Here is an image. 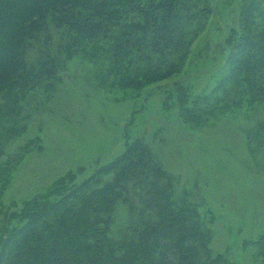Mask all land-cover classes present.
<instances>
[{
    "label": "trees",
    "instance_id": "obj_1",
    "mask_svg": "<svg viewBox=\"0 0 264 264\" xmlns=\"http://www.w3.org/2000/svg\"><path fill=\"white\" fill-rule=\"evenodd\" d=\"M217 0H0V264H235L214 253L202 201L139 137L83 179L82 168L13 210L4 201L31 142L28 97L52 87L76 56L103 89H143L187 66ZM223 66L209 89L175 81L165 105L202 125L247 107V145L264 152V0H243L239 24L217 44ZM38 141V139H37ZM13 205V204H11ZM264 264V236L257 240Z\"/></svg>",
    "mask_w": 264,
    "mask_h": 264
},
{
    "label": "rangeland",
    "instance_id": "obj_2",
    "mask_svg": "<svg viewBox=\"0 0 264 264\" xmlns=\"http://www.w3.org/2000/svg\"><path fill=\"white\" fill-rule=\"evenodd\" d=\"M242 4L217 0L184 70L143 89H103L91 62L71 59L56 84L38 88L27 99V128L10 152L33 141L36 146H29L14 171L4 203L19 209L69 170L82 168L83 179L119 156L128 138L139 137L213 218L208 225L214 253H225L235 264H262L255 242L264 236V152L254 156L247 145L258 114L244 107L196 125L165 105L175 81L192 85L194 92L215 84L225 52L214 47L238 26Z\"/></svg>",
    "mask_w": 264,
    "mask_h": 264
}]
</instances>
